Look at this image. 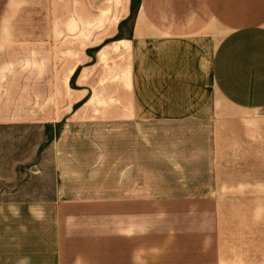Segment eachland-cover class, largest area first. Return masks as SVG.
I'll list each match as a JSON object with an SVG mask.
<instances>
[{
	"label": "crops",
	"instance_id": "obj_1",
	"mask_svg": "<svg viewBox=\"0 0 264 264\" xmlns=\"http://www.w3.org/2000/svg\"><path fill=\"white\" fill-rule=\"evenodd\" d=\"M118 25L127 112L58 138L51 41ZM231 126L264 160V0H0V264L264 263V172H216Z\"/></svg>",
	"mask_w": 264,
	"mask_h": 264
},
{
	"label": "rangeland",
	"instance_id": "obj_2",
	"mask_svg": "<svg viewBox=\"0 0 264 264\" xmlns=\"http://www.w3.org/2000/svg\"><path fill=\"white\" fill-rule=\"evenodd\" d=\"M133 7L135 8L136 5ZM131 27V25L113 26V37L110 39L105 38L106 35H109L106 34L105 26L97 27L99 29L97 34L103 35L101 42L99 41L100 43L97 44L95 40L88 39L79 41L78 43H81L83 47L82 52L70 46L73 43L64 48L59 43L51 41L54 106L56 108H71L69 114L63 111L62 114L56 115V136L58 138L70 137L74 140L90 137L91 134L105 137L111 133L110 129L112 128L111 123H107L108 121L105 120L120 118L127 112L125 108L131 103L132 94L126 88L125 71L129 70L133 63L130 61L129 53L124 52L122 38L129 36ZM41 33L42 30L37 31L38 35L34 36L35 40H40L43 37ZM80 58H83V63H80ZM109 103H117L120 108L110 109ZM89 105H100L101 108L96 111L89 109L86 112H79V108ZM89 121L95 122L86 126L84 122ZM64 122H70L72 126L64 128ZM221 129L222 133H218L217 136V148H219V158L216 161L219 165L216 170L217 174L263 173L264 160L258 159L256 154L255 157L247 156L248 153L241 146L238 127L231 126L226 129L222 127ZM210 148L212 155L213 148L212 146ZM202 156L204 155L200 153L199 160L195 163L198 169L179 172L170 169L167 172H155L154 176L155 178H169L174 177V174L175 177L181 174L185 177L192 173L207 171L209 170L206 168L208 164L201 159ZM211 165L214 166V163L211 162Z\"/></svg>",
	"mask_w": 264,
	"mask_h": 264
}]
</instances>
